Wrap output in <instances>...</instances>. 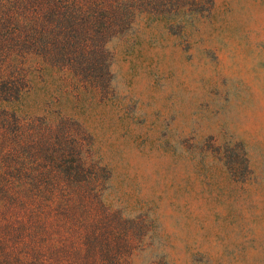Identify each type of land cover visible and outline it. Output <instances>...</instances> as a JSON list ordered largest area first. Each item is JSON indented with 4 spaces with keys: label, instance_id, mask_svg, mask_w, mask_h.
I'll list each match as a JSON object with an SVG mask.
<instances>
[{
    "label": "rangeland",
    "instance_id": "obj_1",
    "mask_svg": "<svg viewBox=\"0 0 264 264\" xmlns=\"http://www.w3.org/2000/svg\"><path fill=\"white\" fill-rule=\"evenodd\" d=\"M136 2L89 45L93 76L26 63L21 123L0 126V264H264V0ZM31 156H78L87 205L11 202L3 183L52 170Z\"/></svg>",
    "mask_w": 264,
    "mask_h": 264
},
{
    "label": "trees",
    "instance_id": "obj_2",
    "mask_svg": "<svg viewBox=\"0 0 264 264\" xmlns=\"http://www.w3.org/2000/svg\"><path fill=\"white\" fill-rule=\"evenodd\" d=\"M136 5V0H0V126L9 128L21 123L14 111L8 109V104L16 102L29 89L32 78L25 71L27 62L39 71L58 64L74 75L89 73L93 76L101 70V65L97 64L89 45L107 47L112 36L131 29L139 18L133 13ZM152 17L146 15L145 19ZM67 53L73 57L63 58ZM36 119L43 120V117ZM65 123L64 119L56 120L57 125ZM31 157L46 158L52 170L12 176V181L17 183L15 191L11 184L3 183L11 202L39 205L41 196L46 195L47 201L61 206L69 217L78 205H82L81 208L87 205L79 190L84 182L93 180L94 175L86 173L78 156ZM58 181L70 189L69 198L64 194L54 195L52 186ZM98 228L95 224L93 229ZM87 245L84 238L77 253L84 251Z\"/></svg>",
    "mask_w": 264,
    "mask_h": 264
}]
</instances>
